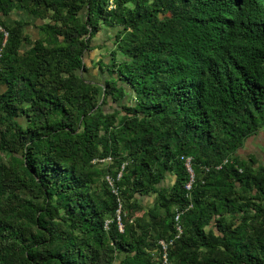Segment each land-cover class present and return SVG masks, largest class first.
<instances>
[{"label":"trees","instance_id":"obj_1","mask_svg":"<svg viewBox=\"0 0 264 264\" xmlns=\"http://www.w3.org/2000/svg\"><path fill=\"white\" fill-rule=\"evenodd\" d=\"M0 26V264H165L161 239L174 264H264V161L239 153L264 0H0Z\"/></svg>","mask_w":264,"mask_h":264},{"label":"rangeland","instance_id":"obj_2","mask_svg":"<svg viewBox=\"0 0 264 264\" xmlns=\"http://www.w3.org/2000/svg\"><path fill=\"white\" fill-rule=\"evenodd\" d=\"M30 30H34L35 26L33 24L29 27ZM115 29H103L99 32L97 36L94 37V40L91 43V50L87 51L84 55V59L87 65V69L83 72V75L88 80H93L95 82H103L105 73H103L99 66L98 61L109 60L111 48L114 47V35ZM33 36V34H32ZM104 109L108 110L109 105H104ZM264 130V129H263ZM262 130L254 136V138L245 142V145L240 149L239 153L243 157H247L250 153L256 154L259 161H264V134ZM171 176L165 181V183H172ZM173 177V176H172ZM153 197H147L144 199V202L147 204L151 202ZM115 264H118L116 261Z\"/></svg>","mask_w":264,"mask_h":264},{"label":"built area","instance_id":"obj_3","mask_svg":"<svg viewBox=\"0 0 264 264\" xmlns=\"http://www.w3.org/2000/svg\"><path fill=\"white\" fill-rule=\"evenodd\" d=\"M0 31H2L4 33V42H3V45L5 44V41L8 37V31L3 27V26H0ZM191 160H192V157L191 156H188L186 158V165H187V168L189 170V172H191V181L188 182V184L186 185L187 189H190L191 188V185H192V181L194 179V174H193V169L191 167ZM120 176V174H119ZM109 181L111 182L112 184V180L111 178H109ZM180 214L181 212L178 211L175 215V221H176V228L179 232H182V226L180 224ZM118 219L119 221L121 220L120 216H118ZM120 226L122 227L121 223H120ZM179 236V235H177ZM161 245H162V260L165 264H174L173 262H171L169 259H168V246H169V242H167L166 240L164 239H161L160 241ZM170 243H172V240L170 241Z\"/></svg>","mask_w":264,"mask_h":264},{"label":"crops","instance_id":"obj_4","mask_svg":"<svg viewBox=\"0 0 264 264\" xmlns=\"http://www.w3.org/2000/svg\"><path fill=\"white\" fill-rule=\"evenodd\" d=\"M24 17V13L21 11V10H17V11H15V12H13V13H11V15L8 17V19L10 20V21H15V20H17V19H21V18H23ZM35 23V22H34ZM37 23V22H36ZM34 25V24H33ZM29 27H30V25L27 27V30H28V32L31 34V36H32V34H33V38H36L37 37V33H38V29H36V27H35V29L34 30H30L29 29ZM29 45L28 44H26L25 45V48H27ZM262 134H264V130H262ZM254 138V136H252V137H250V138H248L247 139V142H249V140H251L252 141V139ZM171 179H172V182H173V179H174V176L172 177L171 176Z\"/></svg>","mask_w":264,"mask_h":264}]
</instances>
